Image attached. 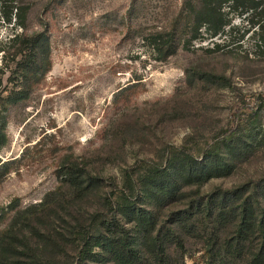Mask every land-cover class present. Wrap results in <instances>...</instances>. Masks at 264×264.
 Listing matches in <instances>:
<instances>
[{"label":"rangeland","instance_id":"obj_1","mask_svg":"<svg viewBox=\"0 0 264 264\" xmlns=\"http://www.w3.org/2000/svg\"><path fill=\"white\" fill-rule=\"evenodd\" d=\"M31 3L26 32L47 24L51 66L31 86L29 97L6 114L7 143L0 159L8 161L9 172L0 180V232L14 214L9 205L21 210L47 199L31 216L51 212L44 222L61 243L56 256L61 263L128 264L117 250L102 245L77 257L81 247L70 243L88 213L103 209L108 180L121 185L124 169L134 164L137 177L150 180L179 150L195 159L216 140L232 165L230 173L206 179L199 194L196 186L179 179L173 197H156L152 209L159 221L171 216L184 224L182 247L167 238L174 264H250L257 243L235 238L231 220L214 241L208 214L198 206L217 187L232 188L264 175V61L251 50L246 23L234 20L239 28L230 49L185 50L179 44L159 61L141 37L175 27L181 41L189 23L181 0ZM199 70L224 74L228 84L202 80ZM1 86H6L5 79ZM227 128L234 133L218 137ZM68 157L84 162L104 183L80 195L59 168ZM188 207L192 212H185ZM22 223L20 240L30 247L38 240L30 234L34 224ZM132 230L140 243V233ZM40 241L48 253L52 247ZM66 247L67 253L59 252ZM132 264L154 263L148 252Z\"/></svg>","mask_w":264,"mask_h":264},{"label":"trees","instance_id":"obj_2","mask_svg":"<svg viewBox=\"0 0 264 264\" xmlns=\"http://www.w3.org/2000/svg\"><path fill=\"white\" fill-rule=\"evenodd\" d=\"M180 5L181 12L189 18L181 41L177 40L175 27L153 30L141 37L142 42L157 53L156 60H165L179 44L185 50L198 47L208 51L230 49L232 34L239 28L234 20L239 18L251 32L253 54L264 61V0H181ZM31 7V0H0V152L7 143L9 107L26 100L31 86L42 79L51 66L47 24L44 23L41 30L26 32ZM196 74L202 80L219 85L229 81L224 74L212 71L199 70ZM2 79L6 82L4 87L1 86ZM233 133L234 129L227 128L220 131L218 137L225 138ZM177 154L178 157L168 159L150 180L137 177L136 164L124 169L121 185L113 178L108 180L103 209L88 213L83 229L75 230L70 240L71 245L78 243L81 247L76 252L77 257L102 245L117 250L128 264L141 260L148 252L154 264H174L167 238L173 237L182 247L184 224L171 216L159 221L152 209V200L158 196L167 200L173 197L174 184L179 179L185 180V186H196L199 194V187L206 179L228 174L232 169L216 140L207 143L195 159L182 149ZM59 168L80 195H87L93 187L104 183L100 175L89 171L85 163L77 159L68 157ZM8 172V161L0 159V180ZM46 205L47 199L21 210L9 205L14 214L0 232V264H66L57 259L61 243L50 225L46 226L44 222L51 212L31 216ZM198 206L208 214L214 241L221 226L234 221L235 238H251L257 243L250 264H264V175L232 188L217 187L208 192ZM185 212H192V209L188 207ZM3 217L0 214V219ZM24 220L34 224V233L29 232L38 239L30 247L20 240L24 234ZM20 224L22 228H19ZM133 227L140 233V243L133 238ZM116 229L119 230L117 239L113 235ZM40 240L52 247L48 253ZM59 252L67 253L68 249Z\"/></svg>","mask_w":264,"mask_h":264}]
</instances>
